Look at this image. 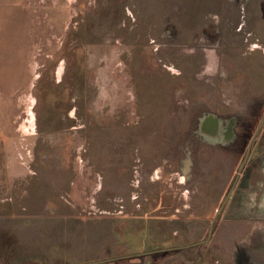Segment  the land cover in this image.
Instances as JSON below:
<instances>
[{
  "label": "rangeland",
  "instance_id": "obj_1",
  "mask_svg": "<svg viewBox=\"0 0 264 264\" xmlns=\"http://www.w3.org/2000/svg\"><path fill=\"white\" fill-rule=\"evenodd\" d=\"M207 112L243 141L264 114V0H0V264L132 252L156 199L210 218L237 161L195 133ZM249 157L229 203L264 205V126Z\"/></svg>",
  "mask_w": 264,
  "mask_h": 264
},
{
  "label": "flooded vegetation",
  "instance_id": "obj_2",
  "mask_svg": "<svg viewBox=\"0 0 264 264\" xmlns=\"http://www.w3.org/2000/svg\"><path fill=\"white\" fill-rule=\"evenodd\" d=\"M197 121L195 133L201 138L200 141L203 143L207 141V144L215 145L214 148H221L227 152L228 157L237 161L231 184L221 203L215 207L212 216L208 218L207 205L161 206L160 199L159 201L156 199L158 204L152 205L153 210L158 214H164L152 217L158 218V223L163 225L157 233L159 236L153 237L150 240L152 242L149 239L146 241V237L141 236L142 243L138 249L116 255L107 254L111 252L113 245L108 240L102 244H95L94 250L99 251V255L82 264L105 262L114 264L123 259H134L133 264H264V216H258L264 211V205H244L239 201L237 204L229 203L235 202L238 195H244L241 193L242 187L248 185L247 181L252 175L253 158L249 156L255 138L264 126V114L247 141H243L244 128L237 129L234 136L230 137L231 130L236 127L233 117L225 120L207 112ZM192 134L193 131L190 132V137ZM178 149L182 152L184 169L188 165L187 158L191 156L192 150L186 147L185 150L181 147ZM242 152L243 156H241ZM260 171V174L264 175L262 170ZM186 174L191 176L189 172ZM251 196L254 197L255 194ZM142 206L138 205V209ZM123 207V205L119 206L121 209ZM147 223L142 222L143 229ZM220 225L222 228L219 227ZM241 228H247L242 235L239 232ZM162 229L167 230V235ZM198 234L199 237H194Z\"/></svg>",
  "mask_w": 264,
  "mask_h": 264
},
{
  "label": "bare ground",
  "instance_id": "obj_3",
  "mask_svg": "<svg viewBox=\"0 0 264 264\" xmlns=\"http://www.w3.org/2000/svg\"><path fill=\"white\" fill-rule=\"evenodd\" d=\"M212 115V114H211ZM214 124L216 125V123L214 122Z\"/></svg>",
  "mask_w": 264,
  "mask_h": 264
}]
</instances>
